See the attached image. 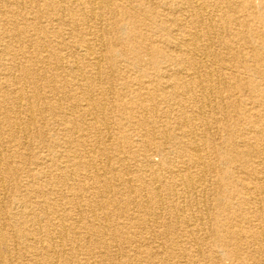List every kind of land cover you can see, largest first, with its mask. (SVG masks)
Returning <instances> with one entry per match:
<instances>
[{
	"label": "bare ground",
	"instance_id": "6f19581e",
	"mask_svg": "<svg viewBox=\"0 0 264 264\" xmlns=\"http://www.w3.org/2000/svg\"><path fill=\"white\" fill-rule=\"evenodd\" d=\"M68 130L82 149L67 157ZM32 138L55 155L31 159ZM151 148L160 164L143 161ZM73 183L107 198L75 203L92 233L74 230ZM105 203L187 226L191 209L219 263L264 264V0H0V264H187L175 237L109 229Z\"/></svg>",
	"mask_w": 264,
	"mask_h": 264
},
{
	"label": "rangeland",
	"instance_id": "374dc122",
	"mask_svg": "<svg viewBox=\"0 0 264 264\" xmlns=\"http://www.w3.org/2000/svg\"><path fill=\"white\" fill-rule=\"evenodd\" d=\"M254 3L256 5H260V1L261 0H253ZM123 71V68H122ZM129 75H133L132 72L128 73ZM135 76H132V78ZM116 79H114V81H109V79L111 78H105L106 81L110 82V83H114L117 84L119 82L122 81V78L119 77H115ZM112 80V79H111ZM47 88H44V90H46ZM110 96L115 97L116 96V100L121 101V100H125L126 98L123 96L118 97L119 95L117 94H112ZM214 103V102H213ZM81 105L85 104V101H82L80 103ZM109 105V104H108ZM107 105V106H108ZM109 107V106H108ZM109 110V108H108ZM109 112L113 115L116 113V111L113 109H110ZM47 118L49 119V123L50 120L52 122V119L55 115H50L47 114ZM69 115V114H68ZM67 115V116H68ZM66 116V115H65ZM59 124L56 123H51V125L49 124V126L47 128H45L47 130V133H45L47 135V137H49L50 135H53L54 132L59 130ZM43 130V129H42ZM66 133V137L62 138L63 136L61 134H59V143L60 145H58V150L59 153H63L65 154L67 157L69 154L71 153H78L80 152V149H82V147H78L76 143L74 142H69V138L70 136L72 137L74 134L71 131H65ZM222 134H220L221 136ZM219 136V141L221 139V137ZM43 137V135L41 136V138ZM35 139V140H34ZM32 138L31 140V146L29 147V151L27 150L28 153L33 159L34 161H37V158L39 157H46L48 156L47 154H51L50 147H47L46 144L41 143L38 139L36 138ZM67 141V144L65 145L64 142ZM65 146V148H63L62 146ZM79 148V149H78ZM66 151V152H65ZM149 156L148 158H145V160L143 161H150L153 162L154 164H160V162L162 161L163 158V154L165 153L164 151H157L155 148H151L149 150ZM51 155H55V154H51ZM101 160H105L108 159L106 156H100ZM51 158V157H50ZM15 160L17 161V159L15 158ZM55 160V159H54ZM58 160V159H57ZM140 158L136 161L139 163ZM123 164V161H119L118 159H113V167H117L119 164ZM135 160H130L129 164L130 165H134ZM16 165H18V163H16ZM28 166L32 167L34 169V165L33 164H29ZM135 170V169H133ZM133 170H130V172H126L125 173V180L128 179L130 173L134 172ZM211 173V171H209ZM128 173V174H127ZM239 175H241V173H239ZM23 179V180H22ZM87 179V178H86ZM15 181H12V184L18 188L17 190H12L10 187L8 188L7 192L4 194L3 197V201H5L6 204L10 205L12 203V199L16 196L20 197L21 196V192H20V196H19V189H23L25 188V186H27L28 181L26 180L25 176H20L14 179ZM208 182L210 183L211 181L215 182L216 179L215 177H211L208 176L207 177ZM212 182V183H213ZM118 186V181L115 180V182ZM74 184V183H73ZM92 185V183H88L87 186H89V189L83 193H79V191L76 188V185L74 184L73 186L70 185L68 187V189L71 190V194H70V203L68 204V206L70 207L71 213L73 214V226H74V230H77L79 234L83 233V234H87V233H92L91 231H88V226H90V224L92 222H95V219L93 220V214L91 211L86 210V211H79L78 209H75V203L77 201H81L84 203H88L90 208H92L93 206H95L96 202H100L101 200H107L105 193L103 192L102 188H101V192L97 193L95 190H93L92 188H90V186ZM115 186V185H114ZM119 187V186H118ZM117 187V188H118ZM74 193H79L78 195H74ZM6 196V198H5ZM53 198V200H57L60 201L62 203H65L66 200H63L61 198V196H59L57 193L53 194L51 196ZM76 198V199H75ZM5 199V200H4ZM194 202V201H193ZM67 203V202H66ZM110 204V205H109ZM92 205V206H91ZM117 205V206H116ZM119 205L118 204H114V203H105L103 209L108 212L111 216V220L108 222V227L109 229H117L119 228L120 230H123L125 233L127 234V237L130 236V233L132 234H136L138 233V235L142 236L144 239L149 240L150 243H152L155 239V245H162V242L169 239L171 237H175V241H179V243L184 244L185 247V255L182 254L181 250H174L173 251V255L177 256H182L181 258L187 262V264H209V263H213V264H234V262H232L229 258H218V260H220V263L216 260V255L214 253H212L210 251V246H198L197 245V241H196V236L193 238V236H191V232H193L194 230L196 231L197 228L193 227V223H202V221L200 220H195V217L193 216V214L195 212H193L191 209L187 210V217L190 219V222L187 226V224L184 221H181L180 223H178L177 225L172 224L171 221H173V218L171 216V214H163L164 216L162 217V219L157 220V218L155 217V221L156 223L153 221L154 217L149 215L147 216L143 209L140 208L138 205L135 204H131V206L129 207L128 211L126 213H122L119 211ZM98 213L101 215V211L97 210ZM81 214V215H80ZM147 216V217H146ZM142 218L144 219L143 222H139L142 220ZM148 218V220H147ZM151 218V219H150ZM153 218V219H152ZM141 219V220H140ZM194 221H193V220ZM151 220V221H150ZM83 221V222H82ZM98 223V222H96ZM149 223V224H148ZM206 223V220H203V224L204 225ZM100 224V223H98ZM185 224V226H184ZM253 225H256L255 227L253 225H251L253 228L257 229L258 227V223L257 221L252 222ZM143 228H142V227ZM190 226V228H189ZM249 227V225H247ZM250 228V227H249ZM258 230V229H257ZM11 229L8 228V232L11 233ZM160 232H163L162 234H160ZM43 234V232H42ZM131 234V235H132ZM78 235V234H77ZM129 235V236H128ZM79 236V235H78ZM157 236H159L158 238H156ZM97 237V236H96ZM111 237V236H110ZM109 237V238H110ZM195 241V242H194ZM193 243V244H192ZM199 248L201 250V254L200 255H194L193 256V251L196 250L195 248ZM118 248V247H116ZM193 248V249H192ZM248 248V244H245L242 246V251L244 252L246 249ZM189 252V253H188ZM136 255H138V257L140 256L138 253H136ZM218 255V253H217ZM142 258L144 259H148L146 256L141 255ZM221 255H219L220 257ZM194 257V258H193ZM192 258V259H191ZM179 260V259H177ZM181 260V259H180ZM197 260V261H196ZM199 260V261H198ZM216 260V261H215ZM22 262H24L23 264H27L29 261L26 260V258H24L22 260ZM144 264H150L149 263V259L147 260V263H145L143 261ZM254 261H252L251 264H253ZM170 264H172V262H170Z\"/></svg>",
	"mask_w": 264,
	"mask_h": 264
}]
</instances>
